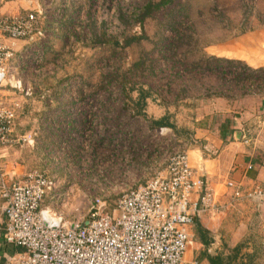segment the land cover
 Masks as SVG:
<instances>
[{
    "label": "rangeland",
    "instance_id": "obj_1",
    "mask_svg": "<svg viewBox=\"0 0 264 264\" xmlns=\"http://www.w3.org/2000/svg\"><path fill=\"white\" fill-rule=\"evenodd\" d=\"M39 1L47 33L18 42L14 65L32 94L5 96L20 103L13 127L19 141L5 160L54 175L57 194L44 204L69 222L86 220L101 194L112 210L123 190L146 181L172 153L202 148L196 119L212 113V98L231 95L238 79L234 63L210 57L234 55L226 43L264 32V0H181L142 25L135 15L149 0ZM143 33L139 42L122 46L124 36ZM236 67L245 78L264 77L262 69ZM140 88L151 93L147 118L135 103ZM159 118L175 129L154 125ZM215 118L222 129L231 125V118ZM2 204L0 197V215ZM234 223L226 220L224 231Z\"/></svg>",
    "mask_w": 264,
    "mask_h": 264
},
{
    "label": "built area",
    "instance_id": "obj_2",
    "mask_svg": "<svg viewBox=\"0 0 264 264\" xmlns=\"http://www.w3.org/2000/svg\"><path fill=\"white\" fill-rule=\"evenodd\" d=\"M2 0H0V5ZM44 10L39 0L24 12L0 11V197L5 214L6 243L24 247L9 256L12 264H186V253L194 238L197 218H214L230 211L245 198L260 209L264 191L260 186L245 189L243 181L227 178L232 189L220 201L209 185L206 171L190 161L189 149L172 153L152 169L143 183L122 191L108 211V197H95L83 222L65 221L61 213L44 204L57 191L58 180L45 171L11 166L5 160L13 137L20 103L5 96L25 90L14 62L22 40L46 36ZM31 135H25L29 143ZM253 163L248 164V169ZM75 224L76 228H71ZM190 264H198L194 259Z\"/></svg>",
    "mask_w": 264,
    "mask_h": 264
},
{
    "label": "crops",
    "instance_id": "obj_3",
    "mask_svg": "<svg viewBox=\"0 0 264 264\" xmlns=\"http://www.w3.org/2000/svg\"><path fill=\"white\" fill-rule=\"evenodd\" d=\"M35 3L36 0H2L0 11L3 14L24 12L33 8ZM249 35L257 37L242 40ZM225 46H233L234 55L216 57L221 61L229 60L228 62L234 63L233 69L238 74V79H234L231 95L223 94L212 98V113L196 119L200 122L194 135L203 143V147L189 149L191 163L205 169L207 181L216 190L220 201H226L232 193V189L225 184L227 178L243 181L246 190L260 186L264 191V77L245 78V75L240 73V68L236 67L243 64L254 68L255 71L264 70V32L235 37ZM239 51H244V55L235 54ZM220 116L224 117L223 121L231 118V125L222 129L221 123L214 124L217 119L215 117ZM9 147L5 156L8 155ZM14 162L18 161H7V164L11 166ZM250 162L253 163V168L248 169ZM20 165L24 170H32L25 164ZM197 219L213 232L214 240L206 246L195 239L194 234L190 245L196 244L195 256H189L187 259L188 248L186 263L190 264L196 259L198 264H211L206 252L212 255L221 254L225 259L232 255L233 249L239 248L238 255L232 258L231 264H264V202L262 207L257 209L255 200L245 198L233 210L220 212L214 218ZM231 219L235 223L228 230L231 232L227 233L224 231V223ZM4 223L3 214L0 215V264H12L9 256L25 249L6 243Z\"/></svg>",
    "mask_w": 264,
    "mask_h": 264
},
{
    "label": "trees",
    "instance_id": "obj_4",
    "mask_svg": "<svg viewBox=\"0 0 264 264\" xmlns=\"http://www.w3.org/2000/svg\"><path fill=\"white\" fill-rule=\"evenodd\" d=\"M181 0H149L146 5H144L139 12L136 13L135 15V21H137L139 24H143L144 21L148 18H155L158 13L163 12V11H169L173 10L175 8V5L180 2ZM120 20L122 22L127 23L124 15L122 14L120 16ZM145 38V34L143 35H126L123 38V47H128L134 42H139ZM120 45V41H119ZM215 61H221L220 58L213 56L210 57ZM229 61V60H228ZM227 61V62H228ZM230 63V62H229ZM208 66H210V63H207ZM135 65H141V61L135 63ZM245 67L249 68L250 70H254L251 67L244 65ZM263 70V69H262ZM151 93L149 90H146L144 88H140L139 93H138V98L136 100V105L138 106V114L147 118L148 115L145 112L144 108L147 105V99L150 97ZM154 125L156 126H167L171 127L172 129H175V126L169 122L168 119L165 118H159L155 119L152 121ZM110 211V210H109ZM194 234H195V239H197L199 242L203 243L204 245H209L213 242L214 240V234L213 232L208 229L200 220L195 221V226H194ZM239 248L233 249V253L231 256H227V258H223L221 254L219 255H212L209 252H206V256L209 259L211 264H231L232 258H236L238 255Z\"/></svg>",
    "mask_w": 264,
    "mask_h": 264
},
{
    "label": "water",
    "instance_id": "obj_5",
    "mask_svg": "<svg viewBox=\"0 0 264 264\" xmlns=\"http://www.w3.org/2000/svg\"><path fill=\"white\" fill-rule=\"evenodd\" d=\"M71 228H73V229L76 228V225L75 224H72L71 225Z\"/></svg>",
    "mask_w": 264,
    "mask_h": 264
}]
</instances>
